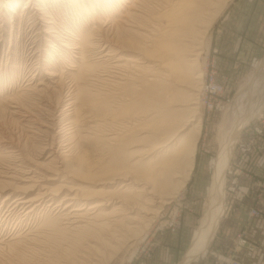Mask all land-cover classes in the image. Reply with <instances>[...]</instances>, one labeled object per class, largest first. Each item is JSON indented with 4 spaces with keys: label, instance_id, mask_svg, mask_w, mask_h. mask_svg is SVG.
Wrapping results in <instances>:
<instances>
[{
    "label": "rangeland",
    "instance_id": "obj_1",
    "mask_svg": "<svg viewBox=\"0 0 264 264\" xmlns=\"http://www.w3.org/2000/svg\"><path fill=\"white\" fill-rule=\"evenodd\" d=\"M122 1L0 0V104H8L0 123V264H59L69 257L70 240L89 230L90 225L77 229L72 219L60 217L73 209L56 207L66 189L36 195L45 170L60 164L61 172L46 181L52 187L118 188L120 179L94 183L128 170L130 177L145 175L165 197L159 212L120 246L112 244L118 249L107 250L99 264H177L205 211L219 136L230 117L252 108L230 149L218 227L189 264H264V0L214 1L204 26L193 32L197 49L192 52L199 54L190 62L189 79L201 73L192 79L194 90L180 85L181 72L172 65L182 68L183 61L170 62L177 50L163 55L162 63L152 61L161 53L155 47L160 39L174 41L167 32L179 24L168 14L174 3L159 10L154 4L149 26L138 24L140 32H154L148 34L153 49L111 50L105 37L113 38L117 24L105 15L120 10ZM137 10L144 17L145 9ZM82 38L89 40L84 44L89 71L78 76L74 68L83 53L77 48ZM84 90L91 93L89 100ZM97 94L107 98L105 113L91 102ZM15 96L24 97L25 105L14 102ZM190 105L197 107L194 118L201 127L185 175L186 159L173 158L175 141L168 140L190 118ZM49 146L59 150L58 159L50 156ZM163 148L169 152L160 156ZM119 149L125 152L123 165ZM128 163H135L134 169H126ZM97 199L88 200L82 212ZM133 213L136 209L128 212Z\"/></svg>",
    "mask_w": 264,
    "mask_h": 264
},
{
    "label": "bare ground",
    "instance_id": "obj_2",
    "mask_svg": "<svg viewBox=\"0 0 264 264\" xmlns=\"http://www.w3.org/2000/svg\"><path fill=\"white\" fill-rule=\"evenodd\" d=\"M123 1H124V5H121V4L119 5L120 10L115 9L113 10L114 12L111 10L113 13H110V14L106 13L105 15L106 17H109L110 21H112L114 24H117L115 27L114 34H113V38L111 36L110 38H108V36L105 37L107 38L106 40L109 43V47H111V50L116 51V52L120 50L122 51L124 46H128V47L134 46L139 49H145V50L149 49L148 47L152 48V46H154L153 45L154 39L153 38L151 39V37L149 38V36L153 34L154 32L150 34L149 31L151 29L150 30L146 29L148 31V34H150L148 36V34H145L144 32H140L138 30L140 28L143 29L142 27L138 26V24L141 23L140 25L149 26L148 20L149 18H152L150 15L151 13L149 12H153L154 4H155V9H158V7H164L165 4H167L168 6L171 3H174L173 9L172 7L171 8L169 7L170 9L168 11V14H171L172 16H174L175 21L177 20L179 24H177L174 28H171V30L169 29L167 31L170 34H173V35H170V37H172L174 41H169V40L167 41V38H166L167 36L166 37L164 36V38L160 39L159 44L155 47H156V50H158L156 53H158L159 51H161V53H159L156 56L158 58H154L152 61L157 62V64H159L158 62L162 61L161 60L162 56L163 55L167 56L169 54L168 51L170 49L177 50L176 54L173 56V59L170 62L172 63L174 60L183 61L184 67L182 68L181 67L177 68V65L175 64V62L172 65L176 71L181 72V74L179 75L182 76L183 83L180 85H182L183 88L194 90L193 83L197 81H192V79H199L201 76V73L200 72L195 73L193 78L189 79L191 75H189L188 70L190 68L191 63H193L196 60L195 56L199 54V52H196V51L192 52L193 50L197 49V47L194 48V46L192 45L194 41L193 32L198 30L199 27L204 26L206 22L205 15L208 16L211 13V11H213L212 9L215 4L214 1H217V0H123ZM138 7L143 10L145 9V13L143 12L142 14L144 15V17L139 15L140 13L138 14L137 12L139 11L137 10ZM143 10H141V13ZM154 13H155V10H154ZM153 19L155 20V18ZM172 20L171 22L173 23ZM167 25H169V23ZM154 30H155V27L154 28L152 27V31ZM88 34H89L88 32L85 33V35H88ZM122 39H124L123 42H122ZM85 43L88 44L89 40L82 38V40L79 43H77L78 45L77 48L81 49L80 51L83 52L80 55L81 57L79 58V61H77L76 67L74 68L76 75L78 76L84 75L86 72L89 71L88 70L89 66L84 59L85 58L84 56V49H85L84 44ZM190 55L192 56L194 55V57L189 58ZM147 66L149 68H152V65L150 64H147ZM73 76L74 75L72 74L71 77ZM58 82L59 81L57 80L56 82H54V84ZM186 92L189 94V96L193 94V92L191 91H186ZM82 94L85 96L84 100H89L91 98V96H89L91 95V93L87 92V90L82 91ZM148 94L149 93L145 94L146 98H148L147 96ZM99 96L100 94L95 95L93 97L94 99H92L91 102L95 104V107H97L99 111H102L105 113V111H108L110 108L107 107L108 104L105 105V101L103 100L105 98L99 97ZM25 97L28 98L27 96ZM23 98L16 97V98H13V100L14 102L15 100H17L20 104L25 105L26 100ZM73 98L74 96L70 95V97L66 99L70 101ZM190 104L194 105L195 103L192 102ZM7 105H8L7 103L0 104V123H1V119H3V116H4L3 114L6 111ZM70 105L71 106L73 105L72 102H70ZM148 105L153 106L152 103H149ZM195 109H197V107L190 105V107L188 108L189 112H191L190 118L188 117V119L184 120L183 123L179 125V127L175 128L172 131L173 133L171 134L168 140V142H170L172 139L173 141H175L174 145L172 146H174L173 149L174 150L176 149L177 151L175 152V156H173V158L178 157V159L181 158L180 160L182 161L184 160V158L186 159L188 168L185 169L184 171L181 170L183 171V174H185L186 170L188 172L190 168L192 167V161H193V157L195 154L196 141L200 133L201 124L198 118H194ZM74 110H75V107L73 108V111ZM253 113H254V109L252 108L249 112H245L244 114L239 115V117L235 119L231 120V117L230 118L228 117L229 123L227 127H225L223 132L220 131L221 132L219 136V139H220L219 147L220 148H219V151H218V154L216 156L214 166H213L214 168H213V173L211 176L210 193H209L208 201L206 202V205H205V211L198 225V228H196L195 232L193 233L188 249L186 250L185 254L181 257L180 261L177 264H189L191 260L195 256H197V254L205 247V245H208L209 240L212 238L213 234L215 233L218 227L220 218L223 213L225 169L227 167V164L230 162V159H229L230 149H232L240 129L244 125L247 124L248 119H250ZM108 139L111 140L113 139V137H109ZM50 146H49V148H51L50 156L52 158L57 157L58 159L59 150L57 149L58 150L57 151L54 149V146L53 147H50ZM178 147L180 148L177 149ZM167 152H169V149L163 148L162 153H160V156L164 155ZM116 155H117L118 162H120L121 164V160H123L125 157V152H120V149H119L117 150ZM156 156H159V155H156ZM148 162H151L150 159L148 160ZM121 165H123V163ZM60 166L62 165L60 164ZM60 166H52L50 167L52 169L45 170L46 173L42 175V179H41L42 181H45V183H38L39 185L36 184V186H39L38 187L39 191H38V194L36 195H38V198H41L42 195H45V194L55 195L59 192L64 191V189H66L67 193H65L61 197V199L56 204V207L61 204H67L65 205L67 208L68 206H72L73 209L70 211H67L64 214H61L60 217L62 219H67V218L72 219L73 224L74 223L77 224L76 225L77 229L86 228L87 225H90L87 227V228L89 227L90 228L88 231L85 230V232H83L81 236L77 235L70 240V243H69L70 245H68L69 246L68 249H70L68 253H70V255H68L67 253V257L68 256L69 257L67 259L64 258L65 260L62 261L63 263L61 262L59 264H97V262L99 264V262L101 261V257L105 256V254L107 253L106 252L107 250L112 251L113 253V251L116 252L115 250L118 249L117 247L112 246V244L118 245L123 239L128 238L127 235L137 230L141 224L145 222H149L152 219V217L157 212H159L160 206L166 203V201L164 202L165 197H163L161 193L155 189L156 184L149 185V181L147 182V178L145 177V175L143 178L141 177V175H138V174L133 177L132 176L130 177L131 172L128 170L122 173L116 174V176L114 174L115 177H113L112 175V177L102 179L100 180V182L94 183V185L101 184V183L104 184L108 182L113 183V182H116L118 179H120L122 180V182L118 185V188L115 187V188H108V189H103V188L102 189H92L93 187L89 188L88 186H84V185L81 187L77 185L79 187L77 188L76 185L66 186L65 183L52 187L51 185H49V183H46V181H50L56 178V177L53 178V176L61 172L59 168ZM132 166H135V163H128L125 166V168L129 169ZM173 166L174 165H170L169 167H173ZM179 166H181V164ZM132 168H131V171L134 172L135 170L133 171ZM161 168L162 170H164V169H167L168 166H164V167L161 166ZM62 170L66 172L64 168ZM171 171L173 172L174 170L171 169ZM97 197H98L97 201L91 202L88 208L84 212H82L85 209L84 205L87 203V201L91 200L92 198H97ZM156 205L158 206L155 207ZM103 206H106V207L110 206L112 207V209L108 212H105L106 210L105 211L103 210L104 209ZM135 209H136V213L128 214V212L134 211ZM89 211L90 213H88ZM54 223L55 222H52V224ZM99 229H104V230L103 231L101 230L102 232L100 233L98 232L100 231ZM83 240L85 241L82 242ZM72 254L76 257H71Z\"/></svg>",
    "mask_w": 264,
    "mask_h": 264
}]
</instances>
